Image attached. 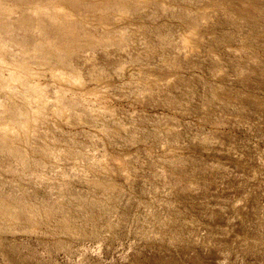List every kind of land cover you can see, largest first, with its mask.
I'll use <instances>...</instances> for the list:
<instances>
[{
    "label": "rangeland",
    "instance_id": "rangeland-1",
    "mask_svg": "<svg viewBox=\"0 0 264 264\" xmlns=\"http://www.w3.org/2000/svg\"><path fill=\"white\" fill-rule=\"evenodd\" d=\"M0 264H264V0H0Z\"/></svg>",
    "mask_w": 264,
    "mask_h": 264
}]
</instances>
